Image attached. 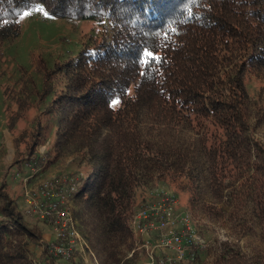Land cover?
<instances>
[{
	"label": "trees",
	"instance_id": "1",
	"mask_svg": "<svg viewBox=\"0 0 264 264\" xmlns=\"http://www.w3.org/2000/svg\"><path fill=\"white\" fill-rule=\"evenodd\" d=\"M40 6L53 19L103 25L75 57L52 69L38 64L56 120L45 152L71 149L84 164L73 199L106 264H120L122 247H132L130 217L149 183L184 191L192 212H220L228 198L244 235L255 218L264 228V143L253 138L264 129V0H0V47L20 36V16ZM249 77L263 84L253 96ZM7 172L0 264H33L28 246L41 231L6 192ZM230 245L221 243L212 264H254ZM41 258L57 264L46 245Z\"/></svg>",
	"mask_w": 264,
	"mask_h": 264
},
{
	"label": "rangeland",
	"instance_id": "2",
	"mask_svg": "<svg viewBox=\"0 0 264 264\" xmlns=\"http://www.w3.org/2000/svg\"><path fill=\"white\" fill-rule=\"evenodd\" d=\"M25 13L28 15L23 13L19 18L20 36L0 47V183L7 168L14 161L17 160V164L29 163L21 165L20 168L19 165H14L13 170L7 174L6 182L10 186L8 195L16 202L26 225L30 228L37 227L41 231V240L29 244L28 249L32 263L42 264L43 246L54 241V229L50 222L32 217L34 203L40 206L36 209L39 213V208L44 209L41 205L45 206L49 202L42 198L38 193L41 190L38 189L42 183L55 182L62 178L77 179L86 169L84 164H79V156L71 149L60 154L54 151L45 152L52 145L56 120L49 111L52 95L41 94L43 73L38 63L52 69L55 63L75 57L84 43L98 39L103 25L90 20L53 19L41 6L36 12ZM247 82L252 96L257 87L263 85L253 77H249ZM255 99L251 98L253 102ZM36 127L41 129V135L34 153L29 155V146L33 141L30 135L37 130ZM9 130L11 131L8 132ZM17 137L19 140L14 143ZM253 138L264 143V129L255 131ZM34 162L38 163L35 165ZM155 190L173 193L179 199L176 214L186 212L190 215V227L193 231V238L190 239L194 249L188 251L189 247L186 245L182 258H179V253L174 248L162 247L154 255V264H158L160 260L163 264H186L187 259L191 258L192 264H212L222 253L221 243L224 241H229L233 250L236 249L235 244H238L242 252L253 257L254 264H264L263 226L255 218L252 225L247 226L250 230L246 229L247 234L244 235L241 230L244 228L243 224L230 219L231 206L228 198L218 205L220 212H192L187 205L184 191L168 183L156 182L149 183L142 189L134 210L142 200L148 201L151 198L150 192ZM64 207L71 212L78 234L87 246L84 253L83 250L74 253L75 264H106L104 252L94 247L89 229L83 223L89 216L82 205L73 199ZM175 230L184 231L179 224L175 226ZM132 240L131 248L126 245L122 247L120 264H149L148 253L157 242L156 234L151 235V247L149 245L147 249L142 246L141 239L137 241L133 235ZM87 251L93 254V258L88 257ZM56 263L66 264L57 259Z\"/></svg>",
	"mask_w": 264,
	"mask_h": 264
},
{
	"label": "built area",
	"instance_id": "3",
	"mask_svg": "<svg viewBox=\"0 0 264 264\" xmlns=\"http://www.w3.org/2000/svg\"><path fill=\"white\" fill-rule=\"evenodd\" d=\"M38 190H41L38 193L42 198L49 202L45 206L41 205L44 209L39 208V213L36 209L40 206L34 203L32 217H38L53 225L54 241L45 244L47 252L55 260L67 263L75 252L83 250L84 253V248H87L78 234L77 224L71 212L64 207L73 200V195L77 191V179L62 178L55 182L42 183ZM150 196L148 201H142L131 214L130 227L133 235L137 241L141 239L142 246L147 249L151 235L156 234L157 242L153 247L150 245L151 251L148 253L149 264H154V255L162 247L174 248L179 253V258H182L184 247L193 246L190 239L193 238L190 215L186 212L176 214L179 199L171 192L155 190L150 192ZM177 224L181 225L184 231H176ZM87 252L88 257L93 258V254ZM158 264L163 262L160 260Z\"/></svg>",
	"mask_w": 264,
	"mask_h": 264
},
{
	"label": "crops",
	"instance_id": "4",
	"mask_svg": "<svg viewBox=\"0 0 264 264\" xmlns=\"http://www.w3.org/2000/svg\"><path fill=\"white\" fill-rule=\"evenodd\" d=\"M8 132H10V130H9ZM10 165H11V164H10ZM8 168H9V167H8ZM8 168H7V171H8ZM12 170H13V169H12ZM7 171H6V172H7ZM9 172H11V170H10ZM9 172H7V174H8ZM1 182H2V181H1ZM5 184H6V186H5V187H6V192L8 193V190H10V186L8 185L7 182H6ZM8 194H9V193H8Z\"/></svg>",
	"mask_w": 264,
	"mask_h": 264
},
{
	"label": "snow or ice",
	"instance_id": "5",
	"mask_svg": "<svg viewBox=\"0 0 264 264\" xmlns=\"http://www.w3.org/2000/svg\"><path fill=\"white\" fill-rule=\"evenodd\" d=\"M24 15H28V13H24ZM146 56H151V53H145Z\"/></svg>",
	"mask_w": 264,
	"mask_h": 264
}]
</instances>
